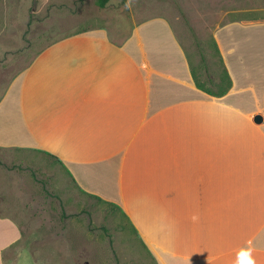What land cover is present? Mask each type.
Wrapping results in <instances>:
<instances>
[{"label": "crops", "instance_id": "obj_1", "mask_svg": "<svg viewBox=\"0 0 264 264\" xmlns=\"http://www.w3.org/2000/svg\"><path fill=\"white\" fill-rule=\"evenodd\" d=\"M133 22L38 52L0 98V148L49 153L159 264H264V20L215 28L223 95L197 86L167 17ZM20 238L0 214V264Z\"/></svg>", "mask_w": 264, "mask_h": 264}, {"label": "rangeland", "instance_id": "obj_2", "mask_svg": "<svg viewBox=\"0 0 264 264\" xmlns=\"http://www.w3.org/2000/svg\"><path fill=\"white\" fill-rule=\"evenodd\" d=\"M164 16L190 50L199 81L224 87L215 28L264 20V0H0V98L47 45L94 27L129 29ZM0 214L21 228L5 264H159L120 206L81 190L54 157L0 148Z\"/></svg>", "mask_w": 264, "mask_h": 264}, {"label": "trees", "instance_id": "obj_3", "mask_svg": "<svg viewBox=\"0 0 264 264\" xmlns=\"http://www.w3.org/2000/svg\"><path fill=\"white\" fill-rule=\"evenodd\" d=\"M108 1H109V0H98V3H99L100 6L104 7ZM216 50H217V52H218V54H219V51H218L217 46H216ZM193 74H194V73H193ZM194 76H195V79H196V84H197V86H198L199 88H201V89L206 90L209 94H212V95H223V94H225V93L227 92V90H228V89L230 88V86H231V80H230L229 74L227 73V70H226L225 68H224V80L226 81V85H225L224 87H222V86L219 87L218 90H213V89L207 87L206 84H205L204 82H201V81L198 80L196 74H194ZM46 154H49V153L46 152ZM92 196H94V195H92ZM95 197H97V198H99V199H101V200H104V199H102L101 197H98V196H95ZM106 202H107V201H106ZM108 203H110V202H108ZM110 204H112L113 206H117V205L114 204V203H110ZM118 206H119V205H118ZM123 211H124V210H123Z\"/></svg>", "mask_w": 264, "mask_h": 264}, {"label": "water", "instance_id": "obj_4", "mask_svg": "<svg viewBox=\"0 0 264 264\" xmlns=\"http://www.w3.org/2000/svg\"><path fill=\"white\" fill-rule=\"evenodd\" d=\"M256 120L261 122V121L263 120V117H262L261 115H258V116L256 117Z\"/></svg>", "mask_w": 264, "mask_h": 264}]
</instances>
